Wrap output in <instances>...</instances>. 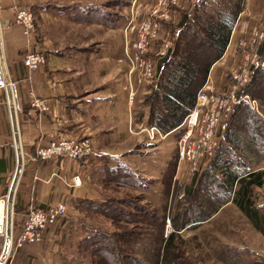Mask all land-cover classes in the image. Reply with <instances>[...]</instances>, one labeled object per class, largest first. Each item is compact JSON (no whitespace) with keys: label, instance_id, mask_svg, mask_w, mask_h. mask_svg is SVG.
Returning a JSON list of instances; mask_svg holds the SVG:
<instances>
[{"label":"trees","instance_id":"obj_1","mask_svg":"<svg viewBox=\"0 0 264 264\" xmlns=\"http://www.w3.org/2000/svg\"><path fill=\"white\" fill-rule=\"evenodd\" d=\"M243 4L244 0H196L190 10L182 12L171 25L173 43L157 61L158 82L144 98L138 121L163 132L179 128L211 66L225 52ZM257 51L264 59V38ZM243 94L264 104V66L252 68L249 81L237 93ZM217 135L219 145L181 196L170 218L173 231L166 237L164 224L169 217L176 155L169 160L159 186L157 180L143 177L120 160L113 164L103 161L96 170L100 185L114 192L120 188L138 192L145 204L114 194L77 200L75 209L83 218L71 221L63 215L57 219L67 224L64 234L71 251L67 264H191L196 260L194 250L199 248L217 262L264 264L262 258L245 263L240 248L222 242L216 232L219 223L230 228L229 220L221 218L230 205L264 232V212L254 192L264 185V168H257L264 160V120L246 101H240ZM142 179L147 184L142 185ZM199 229L200 238L191 234Z\"/></svg>","mask_w":264,"mask_h":264},{"label":"crops","instance_id":"obj_2","mask_svg":"<svg viewBox=\"0 0 264 264\" xmlns=\"http://www.w3.org/2000/svg\"><path fill=\"white\" fill-rule=\"evenodd\" d=\"M59 1L0 0L1 57L8 76L18 85L16 121L23 159L22 170L13 196L12 239L10 254L7 257L9 264H67L66 260H71L64 234L67 224H60L62 222L60 220L44 230L41 241L16 246L29 206L46 208L52 204H64L67 210L64 216L71 221H77L83 218V215L75 209L77 200L103 198L99 176L96 172L103 161L113 164L120 160L126 163L127 155L146 153L142 147L136 146L140 144L138 137L143 130L134 133L130 131V127L131 138L124 147H121V151H112L107 148L108 141L102 140L103 117L94 112L95 109H101L102 114L103 108L107 109V112L110 110L108 117L113 120L107 132L115 130L116 112L111 108L113 106L111 99L115 98L118 91H123L127 100L125 69L120 63V60L126 57L123 44H120L116 49V54L112 57L111 70L98 81L89 84L78 83L80 79L77 75L79 74L74 72V66L80 65L81 55L66 53L76 50L86 52L93 49L97 51L99 48L110 52V47L103 46L101 36H94L89 41L83 33L86 29L87 31L94 29V32L98 29L101 35V33H107L108 30L118 29L117 25L105 29L98 28L100 24H94L92 28L71 26L69 18L72 14L69 13V8H66L69 3L60 4ZM147 1L153 2V0ZM69 2L72 3L73 0ZM20 5L30 8L34 16L35 31L28 37L24 35L22 26L14 22L15 9ZM188 5L189 0H177L173 7L174 17L163 23V32L165 28H170V24L179 20ZM263 18L264 0H246L225 52L210 69L208 82L211 79L212 83L219 87L224 82V75L237 67V39L252 34L260 26ZM65 32H73L74 38H81L82 43L74 45L70 38H66ZM34 50L42 51L46 61L38 69L29 70L23 64L22 59L26 52ZM30 92L45 98L49 110L44 112L32 108L29 103ZM3 98L4 93L0 90V198L6 195L16 166L11 119L8 106L3 103ZM127 108H129L128 105ZM131 118L130 111L129 126ZM83 136L92 139L94 149L92 154L82 157L66 155L42 157L38 154L40 148L46 149L52 143H58L62 138ZM169 160L170 158L168 162ZM180 165L178 163V166ZM178 170L176 173L179 172ZM135 171L143 177L157 180L156 185H160L163 172L160 177L153 178ZM73 176H79V185L72 184ZM175 176L177 174L174 175L173 183L176 180ZM191 185L192 182L187 186L191 187ZM5 202L6 199L0 202V208L5 207ZM171 206H173L172 203ZM0 218L6 219L5 209L0 211ZM0 232L5 233V226L2 222H0ZM182 232L186 233L185 230H182L181 234Z\"/></svg>","mask_w":264,"mask_h":264},{"label":"rangeland","instance_id":"obj_3","mask_svg":"<svg viewBox=\"0 0 264 264\" xmlns=\"http://www.w3.org/2000/svg\"><path fill=\"white\" fill-rule=\"evenodd\" d=\"M69 1L70 0H60L59 2L60 4L69 3L67 4L68 7L66 8H69V13L72 14L69 18V23L71 26L74 25L79 28H92L91 27L92 25L100 24L101 26L98 28L105 29V28L114 27L116 25H117L116 28H118V29L114 28L108 30L107 33L106 32L101 33V35L98 33V29L96 32H94V29H88V31L86 29V32L83 33V35H85L87 37V40L89 41H91L90 39H93L94 36L96 37L101 36L102 44H104L103 46L106 45L107 47H110L111 48L110 52L105 49L104 51H102L101 48H99V50L97 51H94L92 49L91 51H86V52L85 50L66 52L71 55L72 53H77L81 55L80 65L74 66L75 69L74 72L79 74L77 76L78 79H80L77 82L89 84L98 81L105 73L111 70L112 57L116 54V49L120 46V44H123L122 46H124L126 60L125 59L120 60V63L123 65V68L125 69L124 72H125L126 89L128 96L130 87L128 86V76L126 73L127 70L130 68V60L128 58L127 52L130 54L131 49L134 48L133 43L135 41V29L132 30L131 28H129L128 32H124L123 28H125L128 25L127 23H129L128 19L130 18V14H131L130 13L131 0H73L72 3H70ZM141 1L145 3L144 4L145 6L144 5L143 6L146 15L145 14L144 15L148 18L151 15L149 14V10L154 7V5L158 0H153V2L147 0H146L147 2L144 0ZM56 2H58V0H56ZM195 2L196 0H189V5L186 10H190ZM245 3L246 0H244L243 8L245 6ZM175 4L170 5L171 11L169 17L158 19V28L159 27L160 28L158 30L157 36L155 37L151 35L147 36L146 44L149 45V49H146L145 56L150 58L152 57L151 59H154L153 62L155 63L154 65L155 75L152 78L153 81L151 82L150 86H146L147 85L146 83H144V85L142 83L138 84L135 81L134 84L135 100L131 106H129L128 103L126 102L127 100L125 99V95L123 91H118L117 94L115 95V98L111 99L113 104L111 108L113 111L116 112V116H115L116 128L111 132H107L109 131L110 128V122L113 120V118L108 117V114H110V110L109 112H107V109L103 108L102 114H101V109L94 110V112H96L99 116L103 117V121L101 123L102 130L104 131L102 134V140L108 141L106 147L112 151H121V147H124L125 143L130 140L131 135L129 133V127L131 132L137 133L138 130L141 131L146 127L148 128L154 126V125L151 126L145 125L143 122L138 121L137 113L143 104L144 98L151 93L152 88H154V86L158 82L157 69H156L157 61L159 60L160 56L166 53L167 49L173 43V39H172L173 31L171 28L172 24H170V28H165V32H163L162 25L166 21L172 20V18L174 17L175 10L173 7L175 6ZM143 17L144 16H140L137 19L139 20ZM145 19L146 18H144L143 20ZM139 29L140 28H136V32H138ZM149 32H151V30H147L145 33L148 34ZM260 32L264 33V18L261 21L260 26L256 28L254 32H252V34H250L247 37L242 36L239 39H237L236 41V45H237L236 55L238 56L237 67L231 70L230 72H227L224 75V82L221 83L219 87L216 84L212 83L211 79L208 82L210 76L208 74L207 76L208 79H206L207 84L204 86L203 90L207 94H212L213 96L208 98L204 102L199 115L200 126L197 130H193L191 135L193 137V140L194 141L196 140L195 142H191V144L194 148L197 147L198 151L207 150V153H210V151L213 148L218 147L220 141V136L217 135L218 129L220 126H222L225 122L228 121L231 110L235 105V104L233 105L232 96H235L238 93V91L245 86L243 80H241L245 69L247 72L252 70V66H253L252 59H254L253 53L255 51V48L251 47L250 43L252 42L253 39H256L259 36ZM65 34H66V38H70L71 43H73L74 45H80L82 43L81 38L79 39L74 38L75 35L73 32H65ZM121 35H122V40H121ZM242 41H245L246 44L242 45L241 44ZM165 42L169 43V47L167 49L166 48L163 49L162 47L163 43ZM127 46H128V50H127ZM92 47L94 48L95 46L93 45ZM257 55H258V51H257ZM257 103L260 109V113L264 115V104L261 105L258 102V100ZM127 105L129 106V108H127ZM224 105H225V110L221 111V114L219 115L218 114L219 109H223ZM228 105L229 107H227ZM130 111H131V117L133 119L131 118L130 126H129L128 119H129ZM263 115L262 116L260 115L262 119H263ZM143 131L141 132L142 134L139 135L140 137H138L140 138L138 143H140L141 145L137 144L136 146L142 147V149L146 153L129 154L127 155L128 157L125 159V162L131 168L137 170L143 175L153 178H158L165 169L168 159L169 158L172 159L176 155L177 157L176 171L179 169L178 170L179 172L176 173L175 171V174H177V176H175L176 178L175 182L172 183L173 184L171 190L172 197L170 196L171 197L170 199L173 206H171L168 209L169 210L168 216L169 218H171L173 215L172 213L177 209V207L180 204L181 196L185 193V191L188 190L189 187L187 185H189V183L192 182L193 180L192 177L194 178L195 174L198 171L200 172L212 157L208 160V155H199L195 160L187 161L186 159H183L179 161L177 156V151H178L177 141L183 133V130L180 128L169 132L166 138L164 139L159 138L158 141L155 142L148 141L147 133ZM209 131L212 132L213 134L211 137H209L207 134ZM83 137H88V136H83ZM80 138H76V139H80ZM92 146H93V141H92ZM137 147L134 148L137 149ZM178 163L181 165L178 166ZM258 167L264 168V160L259 163L257 168ZM141 184L145 185L147 184V182L142 179ZM100 191H102L103 195L114 194V196L117 197L128 196L132 201L138 204H145L142 203L143 197L141 194H137L138 192H134V191L130 192L122 188L116 189L117 192H114L112 189H108L103 186H100ZM254 192H255L256 203L261 206L264 212V185L262 187L255 188ZM223 213L224 214L221 215V218L224 216L229 220L230 228H226L225 224L222 226L221 223H219V225L216 227V232L222 239V242L240 248L239 254L241 260H244L245 263L250 261L252 258H262L264 260V232H260L256 230L250 224L247 218L242 213L235 210V208L231 205L229 207H226ZM0 222H2V220H0ZM194 233H196V235H199V238L202 236V232L200 231V229L192 231L191 234ZM185 234L186 233L182 232V235ZM0 235H1V239H0L1 242L0 251H1V246L3 245V240H4L3 238L4 234H0ZM163 235L164 237H166L165 224H164ZM191 247L192 245H189L188 247L189 252L193 250V248L191 249ZM194 251H195L196 260L191 262V264H226L222 262H217L213 257H211L209 253L208 254L206 253V249L199 248V249H195ZM69 253L71 254V251ZM78 259H82V257H78ZM241 264L244 263L241 262Z\"/></svg>","mask_w":264,"mask_h":264},{"label":"built area","instance_id":"obj_4","mask_svg":"<svg viewBox=\"0 0 264 264\" xmlns=\"http://www.w3.org/2000/svg\"><path fill=\"white\" fill-rule=\"evenodd\" d=\"M177 0H158L153 8L149 10V14H151L148 18L145 16L144 4L141 0H131L130 6V18L128 25L124 28V32H128V29H135V41L133 43V47L131 49V53L127 52L128 58L130 60V68L127 70L128 76V86L130 87L129 94L127 96V103L131 106L134 103V84L135 81L138 84L146 83V86H150L153 81L152 78L155 75V63L154 59L145 56L146 49H149V45L146 44L147 36L151 35L153 37L158 34V19L167 18L170 15L171 4H175ZM144 5V6H143ZM145 14V15H144ZM140 16H144L141 19H137ZM146 18L145 20H143ZM142 20V21H141ZM14 22L22 26V30L25 36H30L35 31V24L32 11L30 8L24 5H20L16 7L14 13ZM139 22V23H138ZM136 28H140L138 32H136ZM147 30H151L148 34L145 33ZM261 38V39H260ZM264 38V33L260 32L259 36L256 39H253L250 43L251 47L255 48L253 53L254 59H252L253 67L255 66H264V59H260L257 55L258 46L261 40ZM260 39V40H259ZM242 45H245L246 42L242 41ZM1 46V45H0ZM163 49L169 47V43L165 42L162 45ZM165 49V50H166ZM128 50V46H127ZM23 64L29 70H36L42 65L45 64L46 58L42 51H29L26 52L23 56ZM3 59L1 57V47H0V90L4 93L3 103L5 105H9V102H13L15 108L17 107L16 101L18 99V85L17 83L8 76L4 64L2 65ZM251 74L250 71H244V74L241 78L244 84L249 81V76ZM208 79V78H207ZM207 84V80L205 84L198 90L195 98V102L185 116L182 124L179 126L180 129L183 130L182 135L179 137L177 141V156L178 160L186 159L187 161L195 160L199 155H208V160L214 155L216 148H213L210 153L205 151H198L197 147H193L191 142H195L193 140L192 132L193 130H197L200 126V110L203 107L204 102L212 97V94H207L203 88ZM10 95V99L8 97ZM31 100L30 106L32 108L39 109L41 111H48L49 105L45 98L39 97L33 92H30ZM240 101H246L249 107L252 110L258 112L261 116L260 109L258 107L257 100L251 98L247 94H243L238 96H232L233 105L239 103ZM230 105V104H229ZM229 105L227 107H229ZM225 110V105L223 109H219L218 114H221V111ZM264 119V115H263ZM214 128V127H213ZM147 133V139L151 142L158 141V139H164L167 137L169 132H163L158 127H146L142 129ZM177 130V129H176ZM174 131V130H172ZM171 132V131H170ZM209 137L213 134L212 132L207 133ZM207 148V146H206ZM94 152L92 146V140L89 137H82L80 139L76 138H62L58 143H52L46 149H39L38 154L42 157H49L52 155H66L70 157H82L84 155L92 154ZM73 185H79L80 179L79 176H73L72 178ZM4 197H1L0 200H4ZM6 203V202H5ZM66 206L64 204H52L46 208L29 206L25 213V217L23 223L21 225L20 235L17 238L16 246H22L25 243H36L42 240L43 232L49 226L55 225L57 219L60 216L66 214ZM165 235L169 234L173 231V227L171 225L170 218L168 217L165 221ZM1 234V233H0ZM3 245L1 246L2 250ZM1 252V251H0ZM10 254V250L6 255V258L2 264L7 263V257Z\"/></svg>","mask_w":264,"mask_h":264},{"label":"water","instance_id":"obj_5","mask_svg":"<svg viewBox=\"0 0 264 264\" xmlns=\"http://www.w3.org/2000/svg\"><path fill=\"white\" fill-rule=\"evenodd\" d=\"M3 65V62H1ZM8 97L10 99V95L8 94ZM8 110L10 114L11 119V125L13 130V141H14V147L16 151V166L13 173V177L11 179V183L9 186V189L5 195L6 197V222H5V233H4V240H3V247L0 252V264H2L6 258L7 253L10 250L11 246V230H12V221H13V196L16 188V184L18 182L21 170H22V151H21V145H20V138L17 128V121H16V108L13 102H9Z\"/></svg>","mask_w":264,"mask_h":264},{"label":"bare ground","instance_id":"obj_6","mask_svg":"<svg viewBox=\"0 0 264 264\" xmlns=\"http://www.w3.org/2000/svg\"><path fill=\"white\" fill-rule=\"evenodd\" d=\"M6 199V197L4 198V200ZM4 200H0V202H4ZM4 209H5V212H6V203H5V207H4ZM4 209H2V208H0V211H4ZM1 220H2V222H3V225L5 226V222H6V219L5 220H3L2 218H0ZM1 233V232H0ZM1 234H4V233H1Z\"/></svg>","mask_w":264,"mask_h":264}]
</instances>
